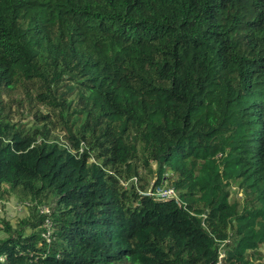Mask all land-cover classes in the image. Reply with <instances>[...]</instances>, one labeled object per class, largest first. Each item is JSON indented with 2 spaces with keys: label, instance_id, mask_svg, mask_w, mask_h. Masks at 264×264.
Instances as JSON below:
<instances>
[{
  "label": "trees",
  "instance_id": "obj_1",
  "mask_svg": "<svg viewBox=\"0 0 264 264\" xmlns=\"http://www.w3.org/2000/svg\"><path fill=\"white\" fill-rule=\"evenodd\" d=\"M143 170L175 194H139ZM10 197L29 202L15 224L0 216V264H254L264 0H0ZM52 203L47 243L37 206Z\"/></svg>",
  "mask_w": 264,
  "mask_h": 264
},
{
  "label": "rangeland",
  "instance_id": "obj_2",
  "mask_svg": "<svg viewBox=\"0 0 264 264\" xmlns=\"http://www.w3.org/2000/svg\"><path fill=\"white\" fill-rule=\"evenodd\" d=\"M5 97V95H4ZM14 100V98H13ZM26 117V120L32 121V115L30 113V107L29 105H25V108H21L18 109L16 107H14V105L12 106V108L10 109V117L13 118L14 120H18L21 117ZM59 137L63 138L62 133L59 132ZM85 143V142H83ZM89 162H94L93 159L91 158L89 160ZM152 168H155V164H152ZM141 174L145 177V180H148L146 182V190H140L139 194H156V192H153V187L155 188V190H157L159 187L165 186V183H163V185L161 186H154L155 181H156V176H151L149 173H147L146 171H141ZM138 181V178H137ZM139 185V183L137 184ZM167 185V183H166ZM232 192L234 195L238 196V198L241 197V192L235 188L232 189ZM5 203H2V201L0 200V216H5L8 220H10V222L12 224H15L16 221H18V219L24 217L27 215V203L29 202H20L17 201L16 199H14V197H10L7 198L6 201H4ZM26 204V205H25ZM38 214H40L39 211H37ZM3 235L0 233V237H2ZM260 252L262 254V257H258L256 258L255 256H253V262L254 264H264V245L262 246V248L260 249ZM222 253V252H221ZM249 254H251V251H249ZM223 255V253H222Z\"/></svg>",
  "mask_w": 264,
  "mask_h": 264
},
{
  "label": "built area",
  "instance_id": "obj_3",
  "mask_svg": "<svg viewBox=\"0 0 264 264\" xmlns=\"http://www.w3.org/2000/svg\"><path fill=\"white\" fill-rule=\"evenodd\" d=\"M156 194L152 193L151 195H155L158 198H168L175 194L173 188H163L159 187L157 190H153ZM55 207V203L51 205L40 204L37 206V210L42 214L45 218L43 223H41V237L49 243L53 239V223L51 220V215L53 213Z\"/></svg>",
  "mask_w": 264,
  "mask_h": 264
},
{
  "label": "clouds",
  "instance_id": "obj_4",
  "mask_svg": "<svg viewBox=\"0 0 264 264\" xmlns=\"http://www.w3.org/2000/svg\"><path fill=\"white\" fill-rule=\"evenodd\" d=\"M83 149H84V147H83V143H81V147L79 148V151H78V153L80 154V153H82V151H83ZM72 153H74V151L73 150H70ZM76 153V152H75ZM93 159V158H92ZM93 161H94V159H93ZM120 183L123 185V186H127V185H129L130 183L132 184L131 186H133L134 184H136L137 183V177L136 176H134V177H132L129 181H126V182H123V181H120ZM163 188H173L174 189V187L173 186H166V187H163ZM152 190H155V188L153 187V189ZM140 191V190H139ZM138 191V192H139ZM174 191H175V189H174ZM142 195H148V196H154V197H156L155 195H149V194H142ZM157 198V197H156ZM55 211V207H54V210H53V212ZM52 215H53V213H52ZM52 215H51V220H52V223H53V219H52ZM53 233H54V224H53ZM40 234H41V232H40ZM41 236V235H40ZM53 236H54V234H53ZM50 243V242H49ZM220 257H222V253H220V255H219V258Z\"/></svg>",
  "mask_w": 264,
  "mask_h": 264
}]
</instances>
